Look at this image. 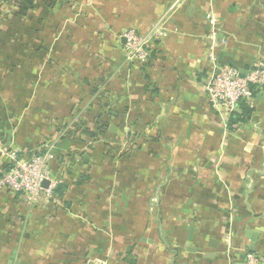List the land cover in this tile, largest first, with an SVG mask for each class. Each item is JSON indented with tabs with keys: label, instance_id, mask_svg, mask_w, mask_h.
<instances>
[{
	"label": "crops",
	"instance_id": "1",
	"mask_svg": "<svg viewBox=\"0 0 264 264\" xmlns=\"http://www.w3.org/2000/svg\"><path fill=\"white\" fill-rule=\"evenodd\" d=\"M10 11L0 14V171L1 153L22 160L54 143L51 177L67 190L34 207L0 193V264H128L129 252L136 264L264 258V92L251 120L230 130L204 91L213 62L243 73L264 63V0H36L27 24ZM160 25L166 37L149 43L152 96L122 40ZM93 86L116 110L107 155L55 134L84 118ZM130 131L138 147L122 157ZM83 172L90 181L75 185Z\"/></svg>",
	"mask_w": 264,
	"mask_h": 264
},
{
	"label": "built area",
	"instance_id": "2",
	"mask_svg": "<svg viewBox=\"0 0 264 264\" xmlns=\"http://www.w3.org/2000/svg\"><path fill=\"white\" fill-rule=\"evenodd\" d=\"M166 37L162 26H156L147 35H138L135 31H127L123 38L125 41L126 59L130 63L143 64L149 57L150 39L161 40ZM213 62V58L210 56ZM212 73L205 86V93L212 108L223 118L237 110L241 100L250 101L253 97L251 87L259 92H264V63L251 67L244 77L239 71L230 66H219L212 63ZM45 148L39 153H34L29 159L19 160L14 152H3L11 168L0 176V193L19 195L28 207H34L45 195L57 203L54 189L59 184L53 180L51 173L53 154ZM48 182V187H43ZM243 264H264V258L252 253L243 255Z\"/></svg>",
	"mask_w": 264,
	"mask_h": 264
},
{
	"label": "trees",
	"instance_id": "3",
	"mask_svg": "<svg viewBox=\"0 0 264 264\" xmlns=\"http://www.w3.org/2000/svg\"><path fill=\"white\" fill-rule=\"evenodd\" d=\"M35 1L36 0H0V14L3 7L6 6L11 9V17L12 19H16L17 21L22 22L23 24H27L29 20L31 19L30 14L35 9ZM70 2V0H69ZM3 15L1 18V22L7 21V16ZM4 19V20H3ZM31 21V20H30ZM0 23V26L2 25ZM151 49V48H150ZM149 49V57L147 61L143 64L139 63H132V68L141 69L143 72V80H144V91L145 93H149L152 96L156 95L158 93L157 89L154 87V85L151 83L149 75L147 73L148 67L151 64L154 54ZM251 90L253 91V97L250 101L241 100L238 103L237 110L231 113L227 118V127L230 130H234L235 128L239 127L242 124H246L251 120L252 114L254 112L253 107L251 106L253 98L256 96V94L259 92L257 90L254 91V89L251 87ZM91 101L88 109L86 110V113L84 114V118L77 117L75 115L68 121L62 122L61 125H58L56 127V135L58 139L60 140H66L68 139L71 142H77L81 144V146H85V149H87V153L84 152L87 156H89L90 151L92 150L91 147L93 144L101 143V153L107 155L110 152H112L113 148L112 145L109 144L108 136L110 135L109 132V125L113 121V115L112 113H115L116 110H114L113 107H110L109 103L111 100L108 97L107 91L105 89H101L100 87L96 88V86H93L91 88ZM209 102V101H208ZM215 111V110H214ZM86 115H89L90 121L86 120ZM140 138L139 134L135 131H130L126 137V148L122 153V157H128L131 155L134 151L137 150L138 144L137 140ZM54 141V140H53ZM34 153L30 152L28 157L26 159H29ZM20 155V154H19ZM17 154V157L19 156ZM68 163L67 166H65L66 170H68V174L72 173V175L75 177L74 170H73V163H75V160L73 156H68ZM80 157H83L80 155ZM20 158V156H19ZM25 160V159H22ZM58 160V159H57ZM0 176L2 173H6L12 166L9 162H5L1 166ZM89 176L86 172L78 173L77 178H75L74 184L77 186H81L85 183H88ZM67 190V183L62 182L56 186L54 189V195L56 196V199L59 201L64 198L65 192ZM52 203V201H51ZM63 206L66 208H69L70 205L68 202H64ZM54 208V207H53ZM12 219H7V227L8 229L10 227L15 228V225L12 223ZM11 229V228H10ZM15 230V229H14ZM130 256V257H128ZM128 256H126L125 261L128 264H136L135 256L131 255V252L128 253ZM130 259V260H129Z\"/></svg>",
	"mask_w": 264,
	"mask_h": 264
},
{
	"label": "water",
	"instance_id": "4",
	"mask_svg": "<svg viewBox=\"0 0 264 264\" xmlns=\"http://www.w3.org/2000/svg\"><path fill=\"white\" fill-rule=\"evenodd\" d=\"M122 42H123V43L125 42L124 39L122 40ZM239 74H240L241 77H244V75H245L246 73H243L242 71H239ZM114 130H115V128L112 127V128H111V131L114 132ZM77 159H78V160H83L85 163L88 161V158H87V157H83V158H82V157H77ZM45 185H48V182H44L43 187H44ZM191 236H192V229L189 230V234H188V242L191 240ZM257 236H258V232H256V233H251V236H250V240H251V247H250V249H251V251L254 250V246H255V242H256V240H257ZM210 244H211V245H210L211 248H213V249L216 248L217 243H216L215 241H211ZM208 257L211 259V258L215 257V254H210V255H208Z\"/></svg>",
	"mask_w": 264,
	"mask_h": 264
},
{
	"label": "rangeland",
	"instance_id": "5",
	"mask_svg": "<svg viewBox=\"0 0 264 264\" xmlns=\"http://www.w3.org/2000/svg\"><path fill=\"white\" fill-rule=\"evenodd\" d=\"M204 91H205V87H204ZM85 146H87V144ZM45 148H48V149L50 148V150H47V152L53 154V156H54V161L52 162V165H53L57 161V159H58L57 156L54 154V143H52L50 145H47V146H45V147H43L41 149L34 150L32 153H39L40 151H43ZM87 151H88L87 149H84V152L85 153H87Z\"/></svg>",
	"mask_w": 264,
	"mask_h": 264
}]
</instances>
